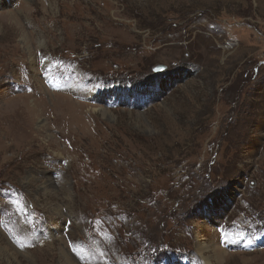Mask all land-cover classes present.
<instances>
[{"label": "rangeland", "instance_id": "1", "mask_svg": "<svg viewBox=\"0 0 264 264\" xmlns=\"http://www.w3.org/2000/svg\"><path fill=\"white\" fill-rule=\"evenodd\" d=\"M0 264H264V0H0Z\"/></svg>", "mask_w": 264, "mask_h": 264}, {"label": "water", "instance_id": "2", "mask_svg": "<svg viewBox=\"0 0 264 264\" xmlns=\"http://www.w3.org/2000/svg\"><path fill=\"white\" fill-rule=\"evenodd\" d=\"M163 69H164V66L163 65H156L153 68L154 71H162Z\"/></svg>", "mask_w": 264, "mask_h": 264}, {"label": "bare ground", "instance_id": "3", "mask_svg": "<svg viewBox=\"0 0 264 264\" xmlns=\"http://www.w3.org/2000/svg\"><path fill=\"white\" fill-rule=\"evenodd\" d=\"M204 248H205V247L203 246V248H201V249H204ZM207 260H208V259H207ZM207 260H206V261H207Z\"/></svg>", "mask_w": 264, "mask_h": 264}]
</instances>
